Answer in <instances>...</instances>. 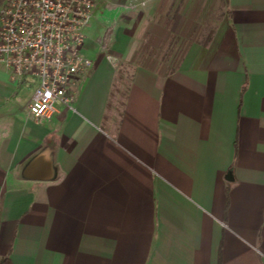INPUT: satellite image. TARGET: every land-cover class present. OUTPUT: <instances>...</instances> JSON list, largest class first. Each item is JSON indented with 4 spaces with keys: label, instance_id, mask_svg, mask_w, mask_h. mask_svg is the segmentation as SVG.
Instances as JSON below:
<instances>
[{
    "label": "crops",
    "instance_id": "1",
    "mask_svg": "<svg viewBox=\"0 0 264 264\" xmlns=\"http://www.w3.org/2000/svg\"><path fill=\"white\" fill-rule=\"evenodd\" d=\"M85 35L50 118L0 64V258L264 264V0H105Z\"/></svg>",
    "mask_w": 264,
    "mask_h": 264
},
{
    "label": "built area",
    "instance_id": "2",
    "mask_svg": "<svg viewBox=\"0 0 264 264\" xmlns=\"http://www.w3.org/2000/svg\"><path fill=\"white\" fill-rule=\"evenodd\" d=\"M105 0H9L0 13V64L37 82L28 112L50 118L74 109L81 76L92 66L85 30Z\"/></svg>",
    "mask_w": 264,
    "mask_h": 264
},
{
    "label": "water",
    "instance_id": "3",
    "mask_svg": "<svg viewBox=\"0 0 264 264\" xmlns=\"http://www.w3.org/2000/svg\"><path fill=\"white\" fill-rule=\"evenodd\" d=\"M47 150H42L39 154L32 157L24 166L21 176L23 179H39V180H54L57 177V168L54 165L53 156L46 153ZM45 157L44 165H39L40 160Z\"/></svg>",
    "mask_w": 264,
    "mask_h": 264
},
{
    "label": "trees",
    "instance_id": "4",
    "mask_svg": "<svg viewBox=\"0 0 264 264\" xmlns=\"http://www.w3.org/2000/svg\"><path fill=\"white\" fill-rule=\"evenodd\" d=\"M0 264H11L9 258H0Z\"/></svg>",
    "mask_w": 264,
    "mask_h": 264
},
{
    "label": "rangeland",
    "instance_id": "5",
    "mask_svg": "<svg viewBox=\"0 0 264 264\" xmlns=\"http://www.w3.org/2000/svg\"><path fill=\"white\" fill-rule=\"evenodd\" d=\"M103 42H104L105 46H106V45H107V43H108L106 40H104ZM105 48H106V47H105Z\"/></svg>",
    "mask_w": 264,
    "mask_h": 264
}]
</instances>
